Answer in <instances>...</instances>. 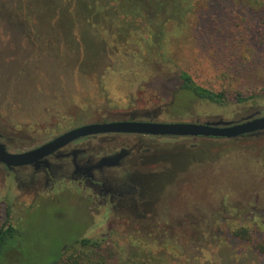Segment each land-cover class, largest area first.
<instances>
[{
  "label": "rangeland",
  "instance_id": "rangeland-1",
  "mask_svg": "<svg viewBox=\"0 0 264 264\" xmlns=\"http://www.w3.org/2000/svg\"><path fill=\"white\" fill-rule=\"evenodd\" d=\"M113 1L141 14L128 25L129 52L104 53L108 36L82 18L77 0H0V138L11 152L160 106L158 121L166 122L234 124L264 115V20L251 6L194 1L181 26L166 25L167 61L146 0ZM181 71L225 92L229 103L181 90ZM122 149L130 155L119 165L93 172L104 186L72 178V151L97 163ZM61 153L70 157L49 158V170L0 163V226L17 229L0 264H48L83 238L101 241L115 264H264L256 248L264 246V132L98 135ZM239 229L251 241L235 236Z\"/></svg>",
  "mask_w": 264,
  "mask_h": 264
},
{
  "label": "trees",
  "instance_id": "trees-1",
  "mask_svg": "<svg viewBox=\"0 0 264 264\" xmlns=\"http://www.w3.org/2000/svg\"><path fill=\"white\" fill-rule=\"evenodd\" d=\"M65 1V0H64ZM196 0H146L148 11L152 14L146 18L155 24L156 32L155 41L161 52L165 47L163 41L165 37V28L167 24L175 23L177 27L182 25L184 21L193 12V2ZM211 1V0H206ZM248 6L256 11L257 19L264 20V0H242ZM78 12H81L82 18L86 19L99 37L108 36L101 42V49L104 53L116 54L120 49L130 51L128 41L134 30L128 25L141 18V14H136L135 10L127 11L123 8V3H115L113 0H77ZM63 10V9H62ZM60 15H68L63 10ZM107 23V24H106ZM131 25V24H130ZM127 36V37H126ZM131 43V42H130ZM164 60L169 61L166 53H162ZM181 85L180 89L194 95L198 99L208 101L213 104L225 106L229 103L228 95L223 91H215L213 89L199 85L187 71H181L179 75ZM254 96L240 97L239 102L251 100ZM164 107L160 106L145 112H133L130 119L135 120L144 117L147 120H158L164 113ZM171 119L176 118L173 115ZM264 132V131H263ZM246 136V135H245ZM17 229L12 225L3 224L0 226V259L4 254L11 240L15 238ZM235 236L244 241H251V235L247 229H239L235 231ZM102 242L92 240L91 238H83L77 241L72 248L73 252L66 258L61 256L56 261L48 264H115L102 250ZM260 252L264 253V246L257 245ZM113 255H111L112 257ZM112 261V262H111ZM116 264H121L120 260ZM125 264V263H122Z\"/></svg>",
  "mask_w": 264,
  "mask_h": 264
},
{
  "label": "water",
  "instance_id": "water-1",
  "mask_svg": "<svg viewBox=\"0 0 264 264\" xmlns=\"http://www.w3.org/2000/svg\"><path fill=\"white\" fill-rule=\"evenodd\" d=\"M261 131H264V115L249 118L234 124H229L228 122H166L137 119L94 122L72 128L23 152H11L5 143L0 140V163L6 165L8 168H20L34 165L38 169L40 165L45 162L47 157L55 154L70 143L81 138L101 134L235 139ZM122 152H126L125 149H122ZM123 156L117 154L113 158H103L102 161L106 166H117Z\"/></svg>",
  "mask_w": 264,
  "mask_h": 264
},
{
  "label": "flooded vegetation",
  "instance_id": "flooded-vegetation-1",
  "mask_svg": "<svg viewBox=\"0 0 264 264\" xmlns=\"http://www.w3.org/2000/svg\"><path fill=\"white\" fill-rule=\"evenodd\" d=\"M130 120H132V119H130ZM156 121H158V120H156ZM103 122H106V121H103ZM261 132H263V131H261ZM101 135H109V134H101ZM124 135H137V134H124ZM248 135H250V134H248ZM95 136H98V135H95ZM95 136H89V137H95ZM142 136H148V135H142ZM89 137H85V138H89ZM153 137H160V136H153ZM85 138H81V139H85ZM81 139H79V140H81ZM0 140H1V138H0ZM76 141H78V140H76ZM76 141H74V142H76ZM74 142H72V143H74ZM72 143H70L69 145H71ZM69 145H67V146H69ZM67 146H65L64 148L60 149L55 154L47 157L45 162H43L40 165V168L37 169L34 165H29V167H33L37 171H40L42 169L49 170L52 167L51 163L49 162V158H53V157L54 158H68V157H70V153H61ZM125 151H126V149H125ZM123 153H124V156H123ZM71 154H72L71 155L72 156V164L74 166V171H73V176H72L73 179H81V180L82 179H86L87 181L92 182V183H94L96 185H98V184H101L103 186L105 185V182L104 183L103 182L96 183L94 181L93 172L95 170L101 171V170H103L106 167H113V166H106L104 164V162L102 161V159L99 162H97V163L92 162L90 159L83 160L82 158H80L81 152L78 153L77 151H72ZM117 154H121L123 156L122 159H124L125 157L130 155L129 152H127V151L126 152H122V150L119 151ZM113 157L114 156H112V158ZM105 158H107V157H105ZM4 166L7 167L6 165H4ZM24 167H27V166H24ZM24 167H20V168H24ZM7 169L9 171H11V170H13L15 168H8L7 167Z\"/></svg>",
  "mask_w": 264,
  "mask_h": 264
}]
</instances>
